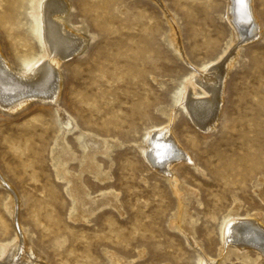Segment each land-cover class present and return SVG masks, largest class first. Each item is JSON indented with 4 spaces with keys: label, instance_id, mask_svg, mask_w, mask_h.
Instances as JSON below:
<instances>
[{
    "label": "rangeland",
    "instance_id": "1",
    "mask_svg": "<svg viewBox=\"0 0 264 264\" xmlns=\"http://www.w3.org/2000/svg\"><path fill=\"white\" fill-rule=\"evenodd\" d=\"M70 1L69 21L90 41L61 65L58 103L83 133L111 143L108 156L98 158L100 168L85 172L82 180L90 197L111 193L107 196L113 195L119 209L107 207L88 222H74L75 205L53 161L59 134L55 105L35 100L15 113L0 108V173L18 195L17 221L32 243L30 258L21 260L264 264V255L256 261L255 248L248 257L227 254L231 243L221 234L230 215L239 220L259 214L264 223V0H253L262 35L250 41L233 36L229 0ZM38 2L0 0L1 51L18 71L41 54L35 36ZM229 53L235 54L234 68L223 84L217 125L208 131L184 111L179 97L197 77L193 70L213 66ZM197 91L201 95L202 89ZM161 128L172 130L191 159L174 161L175 176L157 169L161 164L153 165L140 148ZM77 136L68 138L78 159L68 168L76 174L83 159ZM176 177L190 192L183 202ZM9 195L1 185L0 254L16 237ZM183 207V224L194 238L177 228Z\"/></svg>",
    "mask_w": 264,
    "mask_h": 264
},
{
    "label": "bare ground",
    "instance_id": "2",
    "mask_svg": "<svg viewBox=\"0 0 264 264\" xmlns=\"http://www.w3.org/2000/svg\"><path fill=\"white\" fill-rule=\"evenodd\" d=\"M227 6L226 14L230 25L233 27V36H236L237 41H250L254 37L262 35L260 34V23L254 12L253 0H229ZM73 12L74 7L70 0H39L35 18V36L41 54L24 71H18L12 66L4 57L0 45V108L15 113L35 100L55 105L59 134L55 141L56 149L52 151L53 161H55L54 167L57 177L60 176L66 180L69 196L75 205L74 215L70 218L74 222L82 223L88 222L91 217L104 208L119 209V204L113 195V199L108 197L111 193H108V196L101 194V196L90 197L82 180L85 172L92 173L100 168L98 158L108 156L112 149L111 143L96 135L83 133L84 131L80 130L73 117L65 112L58 103L63 86L61 65L66 60L81 54L90 41V36L85 35L79 26L69 21ZM175 35H173L172 47L177 52L178 44ZM233 54L229 53L220 62L214 63L213 66L206 69L193 70L197 77L191 78L192 80L188 84L186 83L185 91L180 93L181 107L202 129L210 131L217 125L221 108L220 102L224 96L223 84L233 67L231 64ZM233 64L235 63L233 62ZM198 87L200 90L202 89L201 95L203 96L198 93ZM170 121L172 120L170 119ZM171 132L170 129L162 128L153 131L142 146L140 145L145 158L149 159L153 165L160 166L161 164L160 168H156L161 169L167 175H172L171 169L175 160L178 162L186 159L191 161L189 154L187 155L185 151H182ZM70 135H78V146L83 151V159L80 163L81 172L78 174L71 172L68 168L71 162L78 160L68 141ZM1 185L6 186L10 194L7 209L10 217L15 220L16 237L13 242L11 241L1 250L0 264H26L21 258L24 260L30 258L26 251L30 250L32 243L28 240L21 222L17 221L20 200L0 173ZM174 185L179 200L185 201L189 189L177 177ZM261 198L264 201L263 194ZM184 209L185 207L181 209L177 218V221L182 225H178L177 228L182 230L184 235L194 238L190 227L183 224ZM236 216L238 215H230L222 228V239L224 237L229 238L232 244L227 245V254L235 253L237 256L248 257L247 251L255 248V253L258 256L256 261L258 262L264 255V223L262 217L255 214L247 216L246 219L239 217L241 220H237L234 218ZM222 249L223 245L220 251ZM37 257L42 259L38 253ZM208 263L210 262L208 261ZM243 263L246 264L247 262L244 261ZM116 264H124V261L117 259Z\"/></svg>",
    "mask_w": 264,
    "mask_h": 264
}]
</instances>
